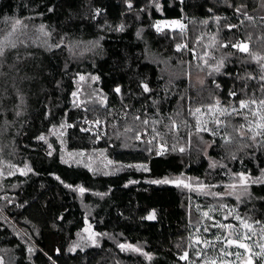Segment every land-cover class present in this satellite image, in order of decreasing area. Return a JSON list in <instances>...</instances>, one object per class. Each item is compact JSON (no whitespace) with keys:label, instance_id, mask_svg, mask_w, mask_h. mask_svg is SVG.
Returning <instances> with one entry per match:
<instances>
[{"label":"trees","instance_id":"16d2710c","mask_svg":"<svg viewBox=\"0 0 264 264\" xmlns=\"http://www.w3.org/2000/svg\"><path fill=\"white\" fill-rule=\"evenodd\" d=\"M229 4L247 5L252 19ZM263 11L262 0H0V28L15 19L28 25L25 35L18 32L10 38L18 47L0 67L1 263L205 264L210 257L218 258L222 247L211 251L203 243L221 232L211 225L232 224L242 232L235 219L239 215L259 231L254 222H264V182H249L245 192L236 174L261 177L264 136L253 142L235 129L244 124L250 137L260 131L256 123L264 117L258 104L239 109L240 100L264 98L261 69L253 58H264ZM161 19H180L184 35L178 28L155 30ZM205 20L207 24L201 23ZM5 39L6 33L0 34V41ZM229 41L247 43L249 52L222 46ZM177 44L185 47L178 51ZM222 57L224 67L216 73ZM189 73L203 74L204 83L189 79ZM249 74L252 79L239 78ZM79 75L89 84L77 89ZM143 83L150 92L143 91ZM17 89L23 96L16 109L20 116L13 110L21 105ZM217 100L229 112L236 108L242 113L220 117L226 124L221 135L234 137L227 148L211 134L208 108ZM196 108L201 112L192 115ZM198 118L208 122L209 131L196 133ZM145 119L148 124L141 123ZM93 120L103 123V133L89 132ZM173 122L176 127L170 128ZM52 127L64 133L67 149L100 159L107 155L117 170L102 173L62 161L61 146L55 137H47ZM161 144L164 154L157 155ZM213 162L223 167H210ZM134 165L140 169L129 168ZM181 175L214 185L208 192L220 195L150 183ZM86 224L97 234L94 245L77 240ZM197 238L201 243H195ZM249 243L259 252L255 245L264 240L255 235ZM121 244L140 252L122 251ZM228 251L233 255H225L224 262L230 264H241L237 251L248 256L235 246ZM184 252L189 263L180 259ZM253 264H262L261 259L253 257Z\"/></svg>","mask_w":264,"mask_h":264},{"label":"snow or ice","instance_id":"6c2138e0","mask_svg":"<svg viewBox=\"0 0 264 264\" xmlns=\"http://www.w3.org/2000/svg\"><path fill=\"white\" fill-rule=\"evenodd\" d=\"M157 8H159V4L156 5ZM230 7L235 8L236 12L241 13L242 15H244L247 19L251 20L252 17L247 15V5H241L240 7H236L235 5L229 4ZM262 6H264V0H262ZM129 7H131V5L129 4ZM49 11H52V9L50 8ZM209 11H211V9H209ZM217 20H220V17H216ZM5 23L7 24V20L5 21ZM201 23L207 24L208 21H202ZM167 27L176 29L178 28L180 30V34L181 36L184 35V32L186 30V26L180 21V20H173V21H169L166 24ZM229 29L233 28V27H237L236 25H228ZM10 28V30H9ZM28 28L27 24H24L20 19H15L14 22H12L9 27H5V28H0V34L6 33V39L4 41H0V67H2L7 59V56L9 54V52H11L12 50L17 49L18 45L16 40H12L10 39L12 36L16 35L18 32L21 35H25L26 34V30ZM122 30V28L120 29ZM156 30L158 32L162 31L161 25L158 23L156 25ZM40 32H44V25H40L39 28ZM45 35H48V33H45ZM139 35V33L137 34ZM17 39L19 40L20 44H25V41L23 39H19V37H17ZM215 43V40H214ZM231 46L232 48L238 49L241 53H248L249 52V45L247 43H243V42H231L229 41V44L227 45H222L224 47L227 46ZM27 46V45H25ZM51 47V46H50ZM55 47H60L59 44H56ZM177 50H181L182 48H184V45L181 44H177L176 45ZM211 47V45H210ZM204 56H208V53L205 52ZM17 60L20 59L19 54L17 53L16 56ZM201 59H203V57H200ZM259 64V67L261 69V76H260V80L264 81V58L262 57H253ZM226 58L222 57L220 60L217 61L215 68L213 69L214 72L216 73H220L221 72V68L224 67V63H225ZM205 63H207V61H205ZM240 79H252L253 77L249 74L246 78L245 77H239ZM85 78L83 76H80V80L83 81ZM92 80H96L97 77L92 76L91 77ZM201 84L204 83L203 80L200 81ZM13 87H16L15 85H13ZM143 87V91L144 92H150V88L148 86L147 83H143L142 84ZM217 88L220 87L219 84L216 85ZM244 87H247V84L245 83ZM243 90V89H242ZM262 93H264V83H261L260 85V89H259ZM121 89L119 87L115 88V92L120 93ZM17 95H19L20 101H21V105H16L14 107V112L16 116H20L21 112L18 109L19 107L22 106L23 104V96L19 94V90L17 89ZM73 97L77 96L76 92L72 93ZM230 96H236V92L235 90H230L229 92ZM0 99H2V97H0ZM250 104H258V106L262 109H264V98L259 99L258 101L256 99H252L249 98L248 100H240L239 101V109H245L248 108ZM79 106V105H77ZM230 107V104H229ZM218 109V114H213L214 111H216ZM0 111H2V108H0ZM201 112L200 108H196L195 111L193 113H191L192 115H196L199 114ZM208 112L210 115H212L211 120L209 121L210 123H212L214 126L211 129V134L213 136H218L221 138V140L223 141V143L221 144V147L227 148L228 145L232 144L234 142V137H232L230 134H225V135H221V128L225 127L226 124L224 121H222L220 119L221 116L224 115H241L242 113L236 109V108H232L231 112L228 111V108H225L223 106H221V102L220 100L216 101L215 105L209 106L208 108ZM135 119L140 120V117H135ZM96 123H100L99 120L96 121ZM142 124H148L149 121L148 120H142L141 121ZM251 121H249V124L251 125ZM63 127V125H62ZM68 127H71V125H68ZM170 128H175L176 124L175 122H173L170 126ZM196 133H199L201 131H209V127H208V122H205L201 119H197L196 121ZM256 127L258 129H260V131L254 132L250 137L247 136V134L243 131V129L245 128L244 124H241L239 126V128L235 129V131L241 136V138H247V139H251L253 140V142H255L256 140V136H264V117H261V122H257L256 123ZM129 131L131 129H128ZM82 131H87V129H82ZM249 132L252 131L251 127H249L248 129ZM155 138V137H154ZM40 140H44L45 137L41 136L39 137ZM136 139H140V136L137 135ZM149 143H151V141H149ZM261 146L264 147V140H262L261 142ZM215 144V141L208 143L207 147H213ZM247 146V145H246ZM175 145L173 146V150H175ZM164 148V145L161 144V149ZM151 151V149H149ZM180 152H184L185 148L184 147H180ZM157 155H163V151H157L156 152ZM232 159H236L235 155H232ZM217 166H221L223 167V165H218L216 162H213L210 167H217ZM25 167L27 168V165H25ZM144 170H147V166L143 165L141 166ZM31 169H29L30 171ZM236 178L239 180V183L241 186H243L244 191H247V184L249 182L251 183H260V182H264V170H262V175L259 178L256 179H251L249 176H247L244 172H240L236 174ZM59 179V178H57ZM185 179H189L191 180V178H183V176L181 175L180 177H175V178H169V177H165L163 179H158V180H152L150 181V183L153 184H175L176 186H182L183 188L189 189V190H193V184L191 182L186 183ZM68 186V185H66ZM207 187H214V185L210 186V185H206L203 182H198V188L202 191V194L204 195H211L213 197L220 195L216 192H206L203 191V189L207 188ZM228 187H235L234 185H229ZM79 191L81 193H83L85 191L84 188H79ZM231 194V193H229ZM225 205L221 204L220 207H224ZM211 211V209H210ZM233 213L230 212L229 215H232ZM205 218H209L211 219L209 212H203L202 214ZM154 215H149L148 219H153ZM235 219L237 221H239V224L241 225L243 231L241 232L240 229H238L237 227H235L232 224H213L210 227H218L221 229V232L218 234H215V240L214 241H208V240H204L203 243L206 245L208 250L211 251H215L217 248L218 244H222V247L219 248L220 251V256L217 257H210L205 264H225L224 262V256L225 255H233V253L229 252L228 249L235 246L237 249H243L244 252L248 253L247 258H244V254L237 251L235 253V256L237 258V260L241 261V264H253V257L256 258H260L262 264H264V243H259L257 245H255V247H259L260 251L259 252H253L252 248L254 247V245L250 244L249 241L251 240L252 236L255 235H259L261 240H264V222L261 221H255V224L260 225L259 227V231H257L254 227H253V223L249 222V219L247 218H243L239 215L235 216ZM209 227H205L204 231H208ZM224 230H227L226 234L224 232ZM95 235V234H93ZM91 238V237H90ZM195 243H201V239L197 238ZM195 246V245H193ZM119 247L121 248V250H131L133 252H140V249L138 247H134L132 245H124L121 244L119 245ZM29 251H31V249H29ZM203 254L205 256L208 255L207 251H204ZM188 252H185L183 256L180 257L181 260H187L188 259ZM149 259H151V257H148Z\"/></svg>","mask_w":264,"mask_h":264},{"label":"rangeland","instance_id":"374dc122","mask_svg":"<svg viewBox=\"0 0 264 264\" xmlns=\"http://www.w3.org/2000/svg\"><path fill=\"white\" fill-rule=\"evenodd\" d=\"M264 13V11H263ZM173 20H180V19H161V20H158L154 23V28L156 30V25L159 23L161 25V28L162 30L163 29H173V28H170V27H167L166 24L167 22L169 21H173ZM181 21V20H180ZM177 29V28H176ZM185 45V44H184ZM90 52L86 53L87 55L89 54ZM80 76L79 75L75 80L74 82L78 85L77 86V89L79 88H82V86H84L85 84H89L88 82H84V81H81L80 80ZM188 78L191 79V80H194L196 81L197 83H200L201 80H203V74L201 73H189L188 74ZM78 91V90H77ZM92 97L95 98V95L93 94ZM75 100L78 99V94L76 97H73ZM97 120H93V121H90L89 124H88V127L87 129L89 130L90 133H103L104 131V125L103 123L100 121V123H96ZM90 125V127H89ZM90 128L92 130H90ZM64 133H62L60 130H59V127H52L50 132L48 133L47 137H55L57 143H59V145L61 146V158H62V161L64 162H68L70 164H79V163H82L88 167H90L91 169L95 170V171H101L102 173H107L108 171L110 172H115L117 170V166L113 163L106 155L105 156H101V159L100 158H95L93 155H91L89 152L85 151H80V152H76L75 150H72V149H67L63 143V138H62V135ZM98 137V136H97ZM165 150V146L163 149H161V145H159L158 147V151H164ZM129 167V166H128ZM110 168V169H108ZM129 168L131 169H140L139 168V165L138 167L137 166H130ZM170 178V177H169ZM171 178H175V177H171ZM183 178H190L189 176L187 177H183ZM185 182L188 183V182H191L193 184V191L199 193V194H202V191L198 188V181L197 180H189V179H185ZM208 188H205L203 189V191H206L208 192ZM95 234V235H93ZM80 236L77 237V240L79 242L80 241H83L85 245H94L96 243V237H97V234L96 232L92 229V227L88 224L85 225V227L83 228V230L81 231V233L79 234ZM91 237V238H90ZM185 253V252H184ZM183 253V255H184ZM182 255V256H183ZM188 262V259L185 260ZM229 260H226L225 264H230L231 262H228ZM189 263V262H188ZM0 264L1 263V260H0Z\"/></svg>","mask_w":264,"mask_h":264},{"label":"built area","instance_id":"2783aa9c","mask_svg":"<svg viewBox=\"0 0 264 264\" xmlns=\"http://www.w3.org/2000/svg\"><path fill=\"white\" fill-rule=\"evenodd\" d=\"M185 25V24H184Z\"/></svg>","mask_w":264,"mask_h":264}]
</instances>
